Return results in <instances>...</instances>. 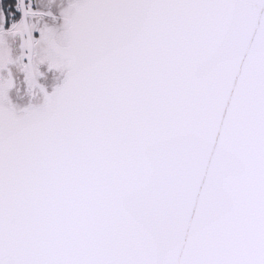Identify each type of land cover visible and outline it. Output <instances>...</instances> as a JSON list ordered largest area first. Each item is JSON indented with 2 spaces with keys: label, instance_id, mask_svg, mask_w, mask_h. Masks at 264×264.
Listing matches in <instances>:
<instances>
[{
  "label": "snow or ice",
  "instance_id": "obj_1",
  "mask_svg": "<svg viewBox=\"0 0 264 264\" xmlns=\"http://www.w3.org/2000/svg\"><path fill=\"white\" fill-rule=\"evenodd\" d=\"M0 264H264V0H0Z\"/></svg>",
  "mask_w": 264,
  "mask_h": 264
}]
</instances>
